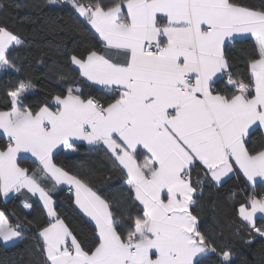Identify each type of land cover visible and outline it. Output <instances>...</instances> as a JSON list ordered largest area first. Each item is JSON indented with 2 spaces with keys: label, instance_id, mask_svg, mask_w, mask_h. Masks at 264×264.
<instances>
[{
  "label": "snow or ice",
  "instance_id": "snow-or-ice-1",
  "mask_svg": "<svg viewBox=\"0 0 264 264\" xmlns=\"http://www.w3.org/2000/svg\"><path fill=\"white\" fill-rule=\"evenodd\" d=\"M44 6L69 15L45 21L58 49L73 40L67 69L49 67L51 48L0 22V197L21 199L20 215L0 210V245L27 242L8 264H251L236 245L264 241V188L255 190L264 186V3ZM83 31L94 39L75 41ZM246 42L241 68L235 46ZM32 60L54 73L59 92L35 91ZM85 143L102 151L113 175L96 180L56 163L61 151L78 154ZM27 154L34 168L22 166ZM241 177L252 193L209 198L212 222L203 221L205 194ZM62 186L88 231L67 221Z\"/></svg>",
  "mask_w": 264,
  "mask_h": 264
},
{
  "label": "trees",
  "instance_id": "trees-1",
  "mask_svg": "<svg viewBox=\"0 0 264 264\" xmlns=\"http://www.w3.org/2000/svg\"><path fill=\"white\" fill-rule=\"evenodd\" d=\"M2 3L7 4L5 11H0V22H6L14 30L18 31L22 38L26 42L32 44L33 46L51 48L53 51L51 55L47 58V63L49 67L55 68L57 65L65 69L67 66V55L69 50L73 45V40L65 38L63 43L66 45L63 49H58L61 41L56 34L49 32L45 27V21L48 18H55L56 16L63 17L64 21L69 20V15L65 11H59L53 13L49 8L45 7L46 0H0ZM242 3H245L249 6L259 7L264 0H241ZM75 41L80 43H88L93 40L90 32L83 31L77 33L74 37ZM242 47H248L250 49V42H246L243 45L237 44L235 46L236 50L234 55L239 59L237 64L239 67H244L243 53L241 51ZM29 64L31 67L28 70L32 73L34 77V82L36 84V92L44 93L45 91H55L59 92L63 87L57 82L54 78V73L49 71L48 67H44L38 63H35L34 60L30 61ZM12 82H15V79H12ZM4 80H0V101L4 99ZM97 95V93H93ZM33 100L39 99V96L32 97ZM3 105L0 104V108ZM3 139L0 138V143ZM55 161L60 166L70 169L73 173L87 176L89 173H94L93 179L98 180L99 177L103 175H113V171L110 169V162L103 156L102 151H89L88 146L84 145L80 148L78 154H67L63 151L55 157ZM22 166L34 168L36 166L35 162L31 159H26L22 161ZM113 184L118 182L115 177L111 181ZM99 187L106 188L108 185L100 184ZM252 187H249L241 178H233L224 185L221 189L213 190L210 193L205 194V198L202 201L204 207L199 209L203 221L208 224H211L213 213L211 207L208 206L207 201L211 199H219L221 202H227L229 195L235 191L239 197L242 199L245 195H249L252 192ZM264 186L257 184L255 190L257 192L261 191ZM58 202L61 203L63 211L66 213L67 221L69 224L77 230L88 231L89 228L81 218L74 214L69 207V197H65L62 192L58 195ZM0 210L5 211L6 213L16 212L18 215L21 214V199H9L5 200L0 197ZM34 216L39 218V208L37 207V212L33 213ZM31 218V217H30ZM24 242L16 248L6 249L0 245V264H8L11 259H18L17 253L23 250L25 246ZM264 244V241L256 240L251 249L239 243L236 245V250L240 255L247 257L251 264H260L262 257H264V250H262L261 245Z\"/></svg>",
  "mask_w": 264,
  "mask_h": 264
},
{
  "label": "crops",
  "instance_id": "crops-1",
  "mask_svg": "<svg viewBox=\"0 0 264 264\" xmlns=\"http://www.w3.org/2000/svg\"><path fill=\"white\" fill-rule=\"evenodd\" d=\"M85 145H87V144L85 143ZM63 152H65V153H67V154L70 155V152H69V150H67V149H64ZM27 155H28L29 159H31L32 161H35V158H32L30 154H27ZM241 179L244 181V179H243L242 177H241ZM247 185H248L249 187H252V188H253L252 185H250V184H247ZM62 187L64 188V191H62L63 195H64L65 197H69L71 194H67V193H66V192H67V186H62ZM87 227L90 228V225L87 224Z\"/></svg>",
  "mask_w": 264,
  "mask_h": 264
},
{
  "label": "built area",
  "instance_id": "built-area-1",
  "mask_svg": "<svg viewBox=\"0 0 264 264\" xmlns=\"http://www.w3.org/2000/svg\"><path fill=\"white\" fill-rule=\"evenodd\" d=\"M251 189H252V191H253V188H251ZM66 193H67V194H70L68 190H67V192H66ZM251 193H252V192H251ZM249 195H250V194H249Z\"/></svg>",
  "mask_w": 264,
  "mask_h": 264
}]
</instances>
